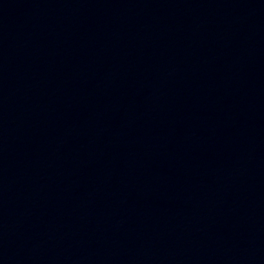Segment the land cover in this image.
Here are the masks:
<instances>
[{"label":"water","instance_id":"obj_1","mask_svg":"<svg viewBox=\"0 0 264 264\" xmlns=\"http://www.w3.org/2000/svg\"><path fill=\"white\" fill-rule=\"evenodd\" d=\"M0 264H264V0H0Z\"/></svg>","mask_w":264,"mask_h":264}]
</instances>
